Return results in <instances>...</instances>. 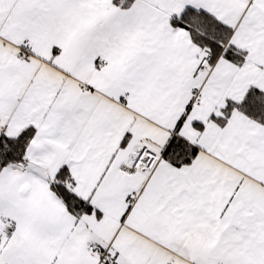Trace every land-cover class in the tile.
<instances>
[{
  "label": "snow or ice",
  "instance_id": "1",
  "mask_svg": "<svg viewBox=\"0 0 264 264\" xmlns=\"http://www.w3.org/2000/svg\"><path fill=\"white\" fill-rule=\"evenodd\" d=\"M0 264H264V0H0Z\"/></svg>",
  "mask_w": 264,
  "mask_h": 264
}]
</instances>
